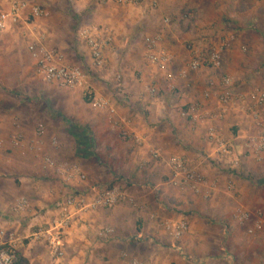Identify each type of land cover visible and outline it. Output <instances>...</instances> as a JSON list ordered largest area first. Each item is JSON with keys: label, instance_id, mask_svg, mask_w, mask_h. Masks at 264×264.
I'll return each instance as SVG.
<instances>
[{"label": "crops", "instance_id": "obj_1", "mask_svg": "<svg viewBox=\"0 0 264 264\" xmlns=\"http://www.w3.org/2000/svg\"><path fill=\"white\" fill-rule=\"evenodd\" d=\"M25 1L42 6L49 17L35 19L27 9L19 24H9L0 37V72L13 67L20 71L22 59H32L31 44L46 35L48 46L62 53L68 65L86 69L92 93L109 101L115 113L105 112L103 120L85 117L82 111L91 102L84 91L51 85L63 97L53 107L95 132L102 162L88 158L92 148L80 143L81 134L63 117L56 119V125L47 123V135L36 150L23 152L11 143L14 118L20 119L30 143L37 141L38 127L34 126L42 115L35 105L16 101L0 88V130L6 141L0 151V233L7 234L0 236V250L14 236L19 257L28 264H124V254L153 264H196L198 259L199 264H264V229L254 236L248 233L260 216L264 220V186L250 181L262 178L264 163L247 157L238 170H230L208 141V128L213 126L224 139L236 141L242 154L246 139L257 132L255 122L238 110H230L223 120L206 123L186 120L179 114L195 104L219 114L217 97L207 101L203 94L211 87L219 93L225 76L234 79L239 92L264 90V2L158 0L153 8L140 0H125L127 5L121 0H69L79 30L95 27L104 40H110L106 65L98 69L93 67L88 45L79 37L73 49L62 41L61 29L67 18L61 12L60 0ZM211 3L214 10L209 9ZM0 9L9 13L11 0H0ZM189 10L195 19L193 27L198 29L183 35L179 22L187 23L184 12ZM166 19L171 20L170 25ZM230 34L237 36V42L221 70H189L191 52L184 45L197 49L203 47L206 35L216 42ZM160 35L164 40L157 53L165 51L172 58L165 70L151 63L148 49V40ZM183 72L188 73V79L180 77ZM118 77H122L121 82ZM151 88L160 92L158 97L151 96ZM123 130L142 138L144 144L125 140ZM152 150L161 152L162 159L155 161ZM175 156L187 158L206 178L208 184L200 193L172 184L169 160ZM44 157L80 165L87 181L65 184L54 171L45 170ZM230 180L236 184L235 192L228 189ZM117 184L126 188L136 205L121 204L77 219L66 232L64 258L55 259L44 242L34 239L40 229L52 226L58 205L70 194ZM213 186L216 188L211 190ZM23 197L31 201L32 209L17 214L14 205ZM239 210L251 214L249 226L238 224ZM182 219L190 224L181 242L183 254L173 248V239L162 227L165 221ZM108 229L113 234L102 237Z\"/></svg>", "mask_w": 264, "mask_h": 264}, {"label": "built area", "instance_id": "obj_2", "mask_svg": "<svg viewBox=\"0 0 264 264\" xmlns=\"http://www.w3.org/2000/svg\"><path fill=\"white\" fill-rule=\"evenodd\" d=\"M76 0H71L75 2ZM149 3L153 8H157L158 0H140ZM258 3L264 0H251ZM121 4H129L128 1H120ZM31 10V15L35 19H45L49 14L40 5H30L25 0H11V11L6 13L0 9V37L8 29L9 24L17 25L22 21L23 13ZM166 25L171 24V20L166 19ZM78 37L86 43L91 51L93 67L103 69L106 65L105 54L109 48V41L101 37L100 30L95 27L81 28L78 31ZM163 36H157L148 40V49L150 61L152 64L165 70L172 63V58L165 51L157 53ZM47 36L41 35L40 39L31 44L30 50L32 59L36 64L38 74L48 85H54L63 90L75 91L82 90L85 96L90 99L91 106L99 112H109L114 115L112 105L105 98L95 97L91 91V76L86 69L77 66H70L66 63V59L58 50L48 46ZM203 47L193 49L191 52V61L189 70L200 72L203 69L210 68L213 70H221L224 66L226 55L233 49L237 42V36L230 34L222 37L219 41L209 40L207 35L204 39ZM180 77L188 79V73H181ZM122 77H118L121 82ZM237 84L233 78L225 76L222 78L220 92L215 93L213 87L209 88L203 97L210 101L214 96L217 97L221 107L219 114H212L204 110L201 104H195L188 110L181 109L179 114L186 120L193 122H203L213 120H223L230 110H238L249 116L256 124L257 132L249 136L245 141L244 152L239 153L236 141L224 139L213 126L208 128V141L215 145L217 155L225 161L226 166L230 170H238L241 167L242 159L251 157L257 163H264V90L256 89L250 93L239 92ZM121 95L125 98L127 94L121 90ZM152 97H158L160 92L156 88L150 89ZM1 104V96H0ZM15 133L11 137V143L14 149L23 152L34 151L41 145L42 140L47 135L45 126L40 125L36 130L37 141L28 142L22 131V123L19 118H14ZM122 136L125 140H133L137 145H143L144 140L128 130H123ZM4 140L0 130V151L5 148ZM53 145L57 147L58 141L55 139ZM152 157L155 161L162 159L159 151L152 150ZM45 170L54 171L56 175L67 185H76V183H85L87 176L82 167L75 163H57L51 157H44ZM169 166L173 173L172 184L181 190H189L194 193H200L202 188L208 184L206 178L199 173L191 164V162L181 156L172 157L169 160ZM216 186L210 187L211 190ZM230 192L236 191V184L233 180L228 182ZM121 204L136 205V200L130 196L125 187L117 184L108 188L92 187L88 191H77L61 201L58 205V215L52 226L40 229L35 234L34 239L44 242L51 250V254L55 259H62L64 253V239L66 232L73 226L75 221L80 217L97 212L99 210H111ZM31 201L26 198H20L14 205L13 211L17 214H25L31 211ZM237 221L240 226L247 227L252 223V217L249 212L239 210L237 213ZM165 232L173 239L174 249L183 254L184 248L181 245L184 237L190 231V224L186 219L179 221L168 220L162 223ZM264 220L260 218L252 227L248 228L250 236H254L258 232L263 231ZM113 234L108 229L102 232V237ZM1 237L7 236L3 231ZM18 241L14 236L8 239V246L0 250V264H17L20 257L18 253ZM124 264H153L143 262L136 258H131L128 254L122 256Z\"/></svg>", "mask_w": 264, "mask_h": 264}, {"label": "rangeland", "instance_id": "obj_3", "mask_svg": "<svg viewBox=\"0 0 264 264\" xmlns=\"http://www.w3.org/2000/svg\"><path fill=\"white\" fill-rule=\"evenodd\" d=\"M250 4H257L252 1H245ZM59 5L61 7V12L64 16H66L67 19H65L66 24L63 25V28L61 29L62 32V41H65L67 45L73 49L76 48V40L78 39V31H79V24H76V13L74 11L73 5L69 2V0H60ZM214 10V4H210V8ZM184 20L187 22L185 25L184 22H179V28L180 31L183 33V35L189 34L191 31L197 30L198 28H194L193 25L195 24V19L190 17V14L193 12L185 11L184 12ZM190 17V18H189ZM226 22H229L227 17ZM224 18V19H225ZM189 21V22H188ZM207 29V28H206ZM186 50L192 52L194 49V46H189L188 44L184 45ZM26 52V51H25ZM6 62V61H3ZM20 71L17 70V67L10 68L7 72H0V88L3 90L6 94H10L14 96V100L19 102H27L28 104L35 105L40 113H41V119L39 122L35 124V129L39 127L40 125H43L47 128V123L50 122L52 124L55 122V125L57 124V118H65V121H69L70 125L74 127V130L81 134L82 138L80 140V143H84L92 148L93 153H90L89 159L97 160L98 162H102L101 157H99V153H97V137L94 131L87 130L85 126L80 124L76 118H69L68 115L63 114L61 109H57L55 106L56 102L62 101V96H60V93H57L56 87L48 85L44 82L42 77L38 74L37 67L33 59L28 58L22 59L20 66ZM70 93V92H69ZM70 96V94L65 95ZM76 101V98H74ZM88 103V102H87ZM80 108V107H79ZM81 110V109H80ZM80 112V111H79ZM85 117H91V118H97V119H105L107 117V114L105 112H99L94 110L90 105L85 106L84 110L82 111ZM51 121H50V120ZM54 125V123H53ZM86 142V143H85ZM83 150V148H82ZM80 150V151H82ZM91 151L90 149H88ZM84 152V151H83ZM81 152V153H83ZM88 153V152H87ZM86 154V153H85ZM264 169V167H263ZM261 179H252L250 178V181L253 184H256L258 186H264V172H261ZM196 264H199V259L195 261Z\"/></svg>", "mask_w": 264, "mask_h": 264}, {"label": "trees", "instance_id": "obj_4", "mask_svg": "<svg viewBox=\"0 0 264 264\" xmlns=\"http://www.w3.org/2000/svg\"><path fill=\"white\" fill-rule=\"evenodd\" d=\"M87 100L90 101L89 98ZM17 264H28V262H27V260L21 258V259H19Z\"/></svg>", "mask_w": 264, "mask_h": 264}]
</instances>
